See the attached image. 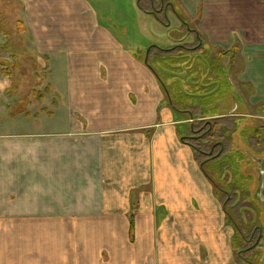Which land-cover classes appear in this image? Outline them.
<instances>
[{"label": "crops", "instance_id": "0c3cea01", "mask_svg": "<svg viewBox=\"0 0 264 264\" xmlns=\"http://www.w3.org/2000/svg\"><path fill=\"white\" fill-rule=\"evenodd\" d=\"M138 2L14 0L47 90L22 103L0 72V264H247L144 59L222 54L215 115L264 123V0Z\"/></svg>", "mask_w": 264, "mask_h": 264}, {"label": "trees", "instance_id": "16d2710c", "mask_svg": "<svg viewBox=\"0 0 264 264\" xmlns=\"http://www.w3.org/2000/svg\"><path fill=\"white\" fill-rule=\"evenodd\" d=\"M139 7L142 9L153 8L158 9L157 4L152 6L151 0H139ZM164 21V19H162ZM18 22V21H17ZM165 22V21H164ZM22 24L21 22H18ZM222 54L211 57L209 53L202 47V45H173L172 47H158L152 46L148 52L147 66L154 73L158 83L165 94V101H168L175 110L183 113L187 118L192 119L190 135L187 136V142L195 152V158L201 168V173L211 181L214 191L217 192L219 188L214 185V180L210 173H208L207 166L212 163L216 172H225L226 178L232 169L233 159H231V146L233 134H237L238 118L229 116H216L217 107L216 102L220 100L225 94L227 89V81L224 77L223 67L220 62ZM8 76V72L0 71ZM11 91L13 90L12 80L10 76ZM28 94V93H26ZM23 94L19 96L21 102L28 101V95ZM22 112L23 108L18 107L15 111ZM211 115V119H207ZM198 122V128L194 127V123ZM263 129V126L261 127ZM260 128H254V133H259ZM243 132V133H242ZM240 135L244 138H249L247 132L242 131ZM254 136V135H253ZM198 141V143H196ZM196 143V144H195ZM253 145V144H252ZM250 144V147H254ZM220 159V160H219ZM234 176L240 172L234 171ZM243 175L239 174V179ZM249 180V176L246 177ZM245 179V180H246ZM231 189L236 193L239 189L238 186ZM240 187V186H239ZM246 190V194H248ZM230 193H223L218 197L223 204V209L227 219L229 220L227 207L232 206L231 198L228 196ZM233 210V209H232ZM234 211L233 218L240 219V214ZM231 221V220H230ZM232 222V221H231ZM230 222V223H231ZM234 224V223H233ZM249 222L248 225L249 226ZM258 223H256L257 225ZM255 225V226H256ZM235 226V225H234ZM253 227V230L255 228ZM236 230H238L236 228ZM251 230L250 232H252ZM241 243V242H240ZM247 264H256V255L258 253L251 249L250 251L242 252L241 250L247 246L239 248L235 246ZM241 251V252H240ZM246 257V258H245Z\"/></svg>", "mask_w": 264, "mask_h": 264}, {"label": "rangeland", "instance_id": "374dc122", "mask_svg": "<svg viewBox=\"0 0 264 264\" xmlns=\"http://www.w3.org/2000/svg\"><path fill=\"white\" fill-rule=\"evenodd\" d=\"M15 7L14 0H0V71L8 72L11 76L13 83L11 98H13V95L14 97H19L26 93H28L26 94L28 95L27 98L30 96L44 97L47 90L46 67H44L42 61H38L35 58L36 55L31 51L30 46H27L30 38L27 32H25L23 24L17 22L19 21V15L17 10L15 11ZM205 118L211 119V115ZM251 122V125L248 127L240 124L237 134H233V140L231 146H229L231 148L230 154L233 163L231 164L232 169L229 171L230 174L227 175V178L225 172H216L214 170V165L218 164L219 161L207 166L208 173H210L214 180V185L219 188L215 192L216 196L221 197L222 192L230 193L228 196L231 198L233 204L232 206L228 205L226 209L230 218L229 220L232 221L230 222L235 229L233 245L239 248L249 245L246 244L244 235L250 234L256 223L262 225L264 229V218H262L264 211L262 207H259L260 205L255 195L258 170L263 169L262 164L264 163V123L259 122V120ZM194 124V127L198 128L199 123L196 122ZM262 126L263 129H261ZM254 128H260L261 130L259 133H254ZM242 131H250L247 132L249 138L241 136L240 132ZM250 144H253L252 146L254 147H250ZM236 170L240 172V175H243L242 179H239V174L234 176V173H236L234 171ZM247 176H249V180L246 179ZM234 185L239 188L236 193H233L231 190L234 188ZM246 190L249 193L244 195ZM232 209L237 214L239 212L240 219L234 220L232 217L234 211ZM258 211L260 213L259 221L255 219ZM248 222L250 223L249 226H247ZM263 229L262 231L264 232Z\"/></svg>", "mask_w": 264, "mask_h": 264}, {"label": "flooded vegetation", "instance_id": "af4514ba", "mask_svg": "<svg viewBox=\"0 0 264 264\" xmlns=\"http://www.w3.org/2000/svg\"><path fill=\"white\" fill-rule=\"evenodd\" d=\"M262 165L264 166V163ZM258 172L260 173L261 176H264V169L263 170L260 169V170H258ZM262 180L263 181L259 182V178H258L257 190H256L255 195L257 196V201L260 205L259 207H262L263 211H264V179H262ZM259 218H260V213L258 211V214L256 215L255 219L258 220ZM262 218H264V214H263ZM227 221L230 222V220H227ZM262 229H263V226L260 224H257L255 226L254 230L252 232H250V234H248L247 236L244 235V240H245L246 244H249V245L241 250L242 252H245L246 250L250 251L251 249H254L258 253V255H256L257 256L256 257V259H257L256 264H264V243H263V237H264L263 233L264 232L262 231ZM245 261L250 262L249 260H246V259H245Z\"/></svg>", "mask_w": 264, "mask_h": 264}, {"label": "water", "instance_id": "95a60500", "mask_svg": "<svg viewBox=\"0 0 264 264\" xmlns=\"http://www.w3.org/2000/svg\"><path fill=\"white\" fill-rule=\"evenodd\" d=\"M147 53H148V50H147V52H146V56H145V59H144V62H145V64H147ZM258 174H259V182H261V181H263L262 179H263V176H261L260 175V173L258 172Z\"/></svg>", "mask_w": 264, "mask_h": 264}]
</instances>
